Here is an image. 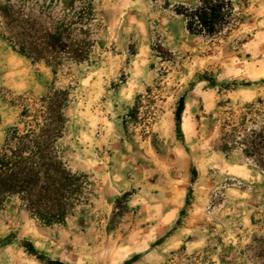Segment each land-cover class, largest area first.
<instances>
[{
  "label": "rangeland",
  "instance_id": "374dc122",
  "mask_svg": "<svg viewBox=\"0 0 264 264\" xmlns=\"http://www.w3.org/2000/svg\"><path fill=\"white\" fill-rule=\"evenodd\" d=\"M198 1L0 0V34L6 17L28 14L38 31L75 23L90 45L87 60L54 70L0 37V144L23 111L66 91L56 149L87 179L59 224L8 198L0 264H264L253 145L264 137V0H232L234 22L213 39L172 12Z\"/></svg>",
  "mask_w": 264,
  "mask_h": 264
},
{
  "label": "trees",
  "instance_id": "16d2710c",
  "mask_svg": "<svg viewBox=\"0 0 264 264\" xmlns=\"http://www.w3.org/2000/svg\"><path fill=\"white\" fill-rule=\"evenodd\" d=\"M172 12L183 20L187 34L202 39L221 35L233 24L235 16L232 0H199L193 7L174 4ZM26 17L8 16L2 22L0 37L14 52L32 62H44L54 70L66 61L87 60L90 45L85 39L74 37L75 23L64 20L53 30L38 31L34 19L28 14ZM68 103V92L51 89L39 99L36 114L23 111L18 119L21 127L5 130L0 144V210L8 198L17 197L33 217L46 224H59L80 202L86 176L68 171L56 149L66 123L64 109ZM182 112L180 98L174 112L176 122ZM256 138L254 148H260L256 163L264 170V137ZM29 246V252L39 259Z\"/></svg>",
  "mask_w": 264,
  "mask_h": 264
}]
</instances>
